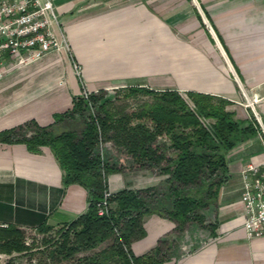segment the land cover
I'll list each match as a JSON object with an SVG mask.
<instances>
[{
	"label": "crops",
	"instance_id": "0c3cea01",
	"mask_svg": "<svg viewBox=\"0 0 264 264\" xmlns=\"http://www.w3.org/2000/svg\"><path fill=\"white\" fill-rule=\"evenodd\" d=\"M51 1L54 31L67 46L53 53L69 51L71 59L0 62V131L28 119L51 123L83 88L136 86L224 97L236 118L254 114L264 133V0ZM248 162L263 167L259 131L228 150L215 203L202 223L187 224L162 264H264V237L248 238L242 226L241 169ZM124 169L108 175L113 192L156 184H130ZM62 174L49 146L34 152L23 142L0 141V227H57L84 212L87 189L64 186ZM174 226L167 217L146 214L145 235L131 242V251H149ZM16 252L0 251V264H19Z\"/></svg>",
	"mask_w": 264,
	"mask_h": 264
},
{
	"label": "trees",
	"instance_id": "16d2710c",
	"mask_svg": "<svg viewBox=\"0 0 264 264\" xmlns=\"http://www.w3.org/2000/svg\"><path fill=\"white\" fill-rule=\"evenodd\" d=\"M127 88V95L142 92L151 98L128 111L115 105L114 97L99 101L92 91L88 98L99 101L95 116L87 115L88 99L79 94L70 108L53 113L49 124L28 119L0 131V141L23 142L30 151L49 146L63 170V185L74 182L87 189L86 210L61 225L52 255L70 259L107 239L111 243L74 264H104L105 253L112 264H162L187 224L202 223L205 209L215 203L227 171L228 150L257 131L264 136L254 114L247 120L236 118L226 107L231 101L224 97L192 90L184 96L175 89ZM106 140L114 150L105 148L101 155L99 143ZM121 155L130 164L157 168L166 177L158 184L112 191L109 210L98 214L96 203L108 189V175L125 167ZM150 213L173 220L175 226L149 251L135 255L130 244L145 235L143 218ZM48 229L39 227L42 232ZM29 248L22 229L0 227V251Z\"/></svg>",
	"mask_w": 264,
	"mask_h": 264
},
{
	"label": "built area",
	"instance_id": "2783aa9c",
	"mask_svg": "<svg viewBox=\"0 0 264 264\" xmlns=\"http://www.w3.org/2000/svg\"><path fill=\"white\" fill-rule=\"evenodd\" d=\"M52 22H57V15L51 0H0V62L8 59L21 66L41 59L50 51L66 48L63 36L59 38ZM74 68L78 72L76 64ZM91 92L83 88L80 95L88 99L87 115L95 116L99 101L88 98ZM105 145L106 141H100L101 155ZM241 177L243 229L248 238L264 237V164L260 168L256 163H246ZM111 195L112 190H104L96 203L98 214L109 210Z\"/></svg>",
	"mask_w": 264,
	"mask_h": 264
},
{
	"label": "rangeland",
	"instance_id": "374dc122",
	"mask_svg": "<svg viewBox=\"0 0 264 264\" xmlns=\"http://www.w3.org/2000/svg\"><path fill=\"white\" fill-rule=\"evenodd\" d=\"M52 26L54 27V22H52ZM53 52L55 51H50L44 56L51 55L54 56L53 58L63 60L64 62H68V60L71 59L69 51H66V54H58L57 52ZM93 92L98 96L97 98H99V101L102 100L103 97H114V104L128 111L137 109L144 100L151 98V95L142 92H135L133 94L127 95V87L114 88L109 86L107 88L98 89ZM163 138H165V136H163ZM105 148L112 152L114 150L109 140H106ZM122 157L123 159L120 160L125 166L124 171L127 172V177H129L130 184L141 185L153 181H156V184H158L162 182L164 177H166V175L160 173L157 168H142L136 164H130V160L126 159L124 155ZM60 227L61 226L49 227L46 232L40 231L39 228L24 230V242L30 246V248L28 250H20L16 253H13L15 262L19 264H40L43 262H46L47 264H74L81 256L96 252L100 249L99 246H96L90 250H82L77 252L70 259H61L59 256H56V254L52 255V250L55 248L54 241L59 236ZM180 237L181 234L178 238ZM44 238H50V241L45 242ZM101 258L103 259L104 264H112L109 253L102 254Z\"/></svg>",
	"mask_w": 264,
	"mask_h": 264
}]
</instances>
